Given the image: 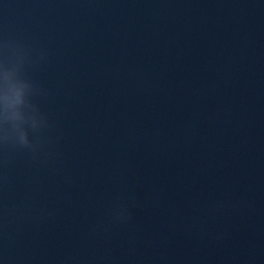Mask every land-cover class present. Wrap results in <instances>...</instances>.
Listing matches in <instances>:
<instances>
[{
    "label": "water",
    "instance_id": "95a60500",
    "mask_svg": "<svg viewBox=\"0 0 264 264\" xmlns=\"http://www.w3.org/2000/svg\"><path fill=\"white\" fill-rule=\"evenodd\" d=\"M15 65L0 264H264V0H0Z\"/></svg>",
    "mask_w": 264,
    "mask_h": 264
},
{
    "label": "clouds",
    "instance_id": "9594fccd",
    "mask_svg": "<svg viewBox=\"0 0 264 264\" xmlns=\"http://www.w3.org/2000/svg\"><path fill=\"white\" fill-rule=\"evenodd\" d=\"M16 67V78L11 79L7 73L5 66L3 92L4 95L0 99V142L4 144L12 143L24 147H34L28 140L26 130L27 122L21 117L19 108L23 106L35 112L33 105L30 103L29 97L33 91L32 84L21 77L18 65ZM30 120H37L35 115H29ZM32 129L37 127L31 126Z\"/></svg>",
    "mask_w": 264,
    "mask_h": 264
}]
</instances>
